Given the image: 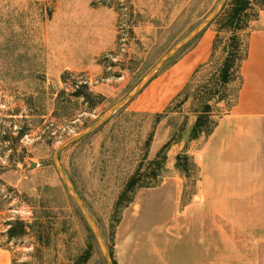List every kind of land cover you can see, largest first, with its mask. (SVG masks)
<instances>
[{
    "label": "rangeland",
    "instance_id": "374dc122",
    "mask_svg": "<svg viewBox=\"0 0 264 264\" xmlns=\"http://www.w3.org/2000/svg\"><path fill=\"white\" fill-rule=\"evenodd\" d=\"M65 1L0 0V181L4 183L0 193L14 197L0 212V245L13 254V264H107L57 171L54 154L68 140L96 127L116 104L132 95L166 54L211 16L221 0H88L95 6L111 2L119 11L117 46L95 61L58 56ZM139 3L161 5L162 16L141 19L142 13L134 14ZM258 12L253 4L249 19ZM209 29L217 34L208 63L196 70L164 109L157 113L142 110L140 103L153 97L168 70ZM217 29L213 23L207 26L160 68L137 97L58 155L114 264H120L118 236L124 235L123 242L129 232L142 237L139 241L144 249L137 251L135 264H157L162 233L173 236L174 232L176 237L179 227L192 225L227 227V234L216 235L218 248L226 241L234 246L229 251L219 249L218 261L226 252L227 264L244 262V171L216 166L240 161L239 154L228 153L224 140L225 151H205L210 136L190 137L194 118L206 105L218 125L235 104L241 86L240 73L235 75L233 69L228 71L227 83L222 81L231 33ZM239 35L245 49L248 29ZM81 66L86 67L68 70ZM84 91L91 101L79 96ZM158 114L165 116L159 119ZM21 131L26 134L19 139ZM170 141L164 164L158 155ZM241 144L237 140L235 149ZM183 154L193 158L197 172L183 173L176 167L177 157ZM32 164H36L33 169ZM134 175L151 187L138 189L134 201L115 212L120 194ZM230 178L234 196L225 203L226 209H216L213 202H197L198 195L209 193L207 187L216 179L227 185ZM196 203L209 207L187 210ZM15 220L27 224L29 234L9 240L6 222ZM151 233L156 243L153 255L146 248ZM262 249L260 264H264V242ZM191 260L182 253L173 264H193Z\"/></svg>",
    "mask_w": 264,
    "mask_h": 264
},
{
    "label": "crops",
    "instance_id": "0c3cea01",
    "mask_svg": "<svg viewBox=\"0 0 264 264\" xmlns=\"http://www.w3.org/2000/svg\"><path fill=\"white\" fill-rule=\"evenodd\" d=\"M157 5L139 3L134 14L142 13L141 19L145 18L146 21L152 17L160 18L163 9L161 5L160 8ZM63 11L64 27H59L61 32L57 39L58 56L95 61L116 48L118 39L116 25L119 14L116 6H95L88 0L80 2L66 0ZM141 19L134 18L135 22ZM216 34V30L209 29L202 35L196 46L168 70L153 97L147 102L140 103L142 110L157 113L168 105L170 99L182 92L196 70L210 60ZM246 46L247 58L240 68L242 81L236 103L220 119L212 136L206 142L204 150L216 149L218 152H223L225 151L224 140L227 148H230L228 153L239 154L240 161L220 162L216 166H220V169L244 171V181H242L244 184V262L241 259V263L236 264H260L258 257L262 255L264 242V10L260 11L258 18L250 23ZM85 67H70L68 70L85 69ZM196 120L195 117L194 125ZM237 140L242 144L235 149L237 146L234 143ZM203 169L205 172V168ZM224 181L216 179V183L207 187L209 193L198 195L197 202H213L216 209L220 207L226 209L225 203L232 201L234 191L233 180L230 178L227 185ZM203 182L205 181H202V184ZM208 205L196 203L187 210L205 211ZM214 218H216L215 215ZM218 232L227 234V227L192 225L185 229L183 226L175 232L176 237L174 232H171L173 236L162 233L161 261L157 264H173L174 260H180L182 253H187L191 261H194L193 264H227L230 260L228 254L225 252L220 257L222 259L218 261L217 251L232 250L234 242L226 241L223 247L218 248L216 242ZM127 234L124 242L122 241L124 235L118 236V245L121 247L120 264H135L137 251L144 249L139 241L142 237L139 238V235H133L131 232ZM152 237H155L153 233L150 234L151 242L146 248L153 255L156 243L155 238ZM197 238L199 241L196 240ZM0 264H13V254L1 245Z\"/></svg>",
    "mask_w": 264,
    "mask_h": 264
},
{
    "label": "trees",
    "instance_id": "16d2710c",
    "mask_svg": "<svg viewBox=\"0 0 264 264\" xmlns=\"http://www.w3.org/2000/svg\"><path fill=\"white\" fill-rule=\"evenodd\" d=\"M253 4H255L259 8V12L264 10V0H229L222 9L219 16L213 22V24L218 25V33H231V37L229 39L231 44L227 46V57L222 67V81L224 83H227L228 71L230 69H233L235 70V75L237 73H240L241 65L247 58V46L245 45L244 49V42L239 34L244 30H247L250 26V23L258 18L259 12L254 16L253 19H249L248 12L252 10ZM105 6L114 5L113 3L109 2L105 4ZM232 47L233 49H231ZM79 96H82L86 102L91 101V96L85 91L84 93H82V95ZM208 108V105H206L205 110L201 112L197 117L196 123L191 131L192 140H196L202 135H205L206 137L211 136L215 128L217 127V123H213V121L211 120V111ZM157 116L160 119L165 115L158 114ZM25 134L26 132L21 131L19 139H22ZM150 145L151 140L148 146ZM170 146L171 141L168 142L159 152L158 157L163 156L164 164L167 160V151ZM176 167L183 173L197 172V167L193 158L186 154L179 155L177 157ZM0 184L4 185L2 181H0ZM146 187L151 186L141 184V179H139L137 175L131 177L119 196V199L115 205V212L122 211L127 208L134 201L136 191L138 189ZM13 200L14 197L9 196L5 193H0V212L3 210L4 206L7 205V203L12 202ZM116 222L120 223V218H118ZM6 225L9 226V229L6 232L9 240L22 238L29 234L28 225L22 221H8L6 222Z\"/></svg>",
    "mask_w": 264,
    "mask_h": 264
},
{
    "label": "water",
    "instance_id": "95a60500",
    "mask_svg": "<svg viewBox=\"0 0 264 264\" xmlns=\"http://www.w3.org/2000/svg\"><path fill=\"white\" fill-rule=\"evenodd\" d=\"M229 0H221L219 2V4L217 5V7L215 8L214 12L211 14L210 17H208L207 19H205L196 29H194L190 34L187 35V37H185V39H183L178 45H176L170 52H168L166 54V56L154 67V69L152 71H150L148 73V75L145 77V79L141 82V84L137 87V89L135 90V92L130 95L129 97H127L126 99L120 101L118 104H116L113 109L111 110L110 114L105 117V119L103 121H101V123H99L96 127H93L92 129H90L89 131H87L86 133H83L81 135H78L70 140H68L66 143H64L61 147H59L55 154H54V163L55 166L57 168V171L59 173V175L61 176V179L64 183V185L66 186V188L68 189V191L71 193L72 197L74 198V200L76 201V203L79 206V209L82 213V215L84 216L86 222L88 223L92 233L94 234V236L96 237L99 246L103 252L104 258L107 262V264H114V261L112 259V255L109 253V250L103 240V237L101 236V234L98 232L95 223L93 222L91 216L87 213L86 208L82 205V203L79 200V197L75 191V189L70 185L67 177L65 176L59 161H58V155L61 151H63L66 147H68L69 145L73 144L74 142L86 137L87 135H89L90 133L94 132L96 129H98L101 125H103L108 119L111 118V116L114 114V112L116 111V109L120 106H123L124 104L132 101L135 97H137L142 90L146 87L147 83L154 77V75L160 70V68L165 65L171 58L172 56L179 51L180 49H182L183 47H185L190 41H192L196 36H198L199 34H201L204 29L209 26L210 24H212L215 19L219 16V14L221 13L222 9L224 8V6L226 5V3ZM36 167V164H32V169Z\"/></svg>",
    "mask_w": 264,
    "mask_h": 264
}]
</instances>
